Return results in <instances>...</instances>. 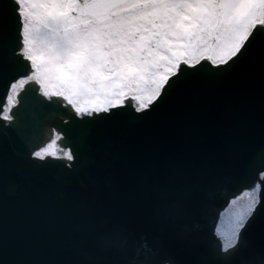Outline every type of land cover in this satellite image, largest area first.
I'll list each match as a JSON object with an SVG mask.
<instances>
[{
  "label": "snow or ice",
  "instance_id": "6c2138e0",
  "mask_svg": "<svg viewBox=\"0 0 264 264\" xmlns=\"http://www.w3.org/2000/svg\"><path fill=\"white\" fill-rule=\"evenodd\" d=\"M93 132L232 175L213 230L242 199L241 231L264 219V0H0V264H30L33 192Z\"/></svg>",
  "mask_w": 264,
  "mask_h": 264
},
{
  "label": "water",
  "instance_id": "95a60500",
  "mask_svg": "<svg viewBox=\"0 0 264 264\" xmlns=\"http://www.w3.org/2000/svg\"><path fill=\"white\" fill-rule=\"evenodd\" d=\"M252 87L258 110V73ZM198 167L142 151L119 132L89 134L76 167L33 192L42 219L30 264H264V219L222 251L213 224L233 176ZM19 192L16 183L0 187V222Z\"/></svg>",
  "mask_w": 264,
  "mask_h": 264
},
{
  "label": "rangeland",
  "instance_id": "374dc122",
  "mask_svg": "<svg viewBox=\"0 0 264 264\" xmlns=\"http://www.w3.org/2000/svg\"><path fill=\"white\" fill-rule=\"evenodd\" d=\"M245 200L241 203H236L226 213L222 220V227L220 229V236L226 241H231L236 233V227L242 223L240 208L244 205Z\"/></svg>",
  "mask_w": 264,
  "mask_h": 264
},
{
  "label": "bare ground",
  "instance_id": "6f19581e",
  "mask_svg": "<svg viewBox=\"0 0 264 264\" xmlns=\"http://www.w3.org/2000/svg\"><path fill=\"white\" fill-rule=\"evenodd\" d=\"M244 200L242 199V200H239V201H237V203H241V202H243ZM235 205V204H234ZM233 205V206H234ZM231 209V208H230ZM229 209V210H230ZM228 210V211H229ZM228 211L227 212H225L222 216H221V220H220V223H219V226H218V228H217V233H218V235L220 234V229H221V227H222V220H223V217L226 215V213H228ZM242 223H243V221H242ZM241 223V224H242ZM240 224V225H241ZM240 225L238 226V227H236V233H235V235H234V238H232V240L231 241H226V239H223V242H224V246H225V248L227 249V248H229V247H231V246H233L236 242H237V236H238V232H239V230H240Z\"/></svg>",
  "mask_w": 264,
  "mask_h": 264
}]
</instances>
